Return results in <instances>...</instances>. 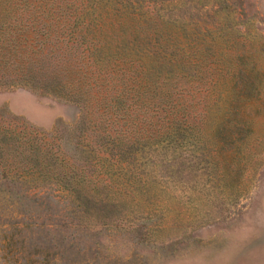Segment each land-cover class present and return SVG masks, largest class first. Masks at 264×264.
<instances>
[{
	"label": "rangeland",
	"instance_id": "rangeland-1",
	"mask_svg": "<svg viewBox=\"0 0 264 264\" xmlns=\"http://www.w3.org/2000/svg\"><path fill=\"white\" fill-rule=\"evenodd\" d=\"M67 2L81 37L65 43L96 60L75 74L79 86L95 95L99 69L159 62L139 56L141 13L114 12L116 0ZM158 3L185 18L161 33L192 66L191 141L174 152L165 140L138 141L132 124L130 145L90 137L78 152L62 148L56 137L76 108L29 83L0 85V264H264V0ZM59 67L37 56L34 79H56ZM134 76L125 80L136 87ZM28 202L59 207L47 217Z\"/></svg>",
	"mask_w": 264,
	"mask_h": 264
},
{
	"label": "trees",
	"instance_id": "trees-1",
	"mask_svg": "<svg viewBox=\"0 0 264 264\" xmlns=\"http://www.w3.org/2000/svg\"><path fill=\"white\" fill-rule=\"evenodd\" d=\"M116 1L111 5L114 12L122 8L126 14L138 12L146 17L143 24L137 23L141 35L136 34L133 38L141 54L139 56H155L159 62H149L140 69L121 62L117 72L111 71L113 73L108 75L99 69L95 83L101 87L94 95L88 88L79 86L81 78L74 76H82L83 71L90 72L87 66L96 60L87 65L83 60L86 54L65 43L66 36L71 37L73 43L81 37L75 26L76 20L81 21L76 7H72L67 0H0V66L3 67L0 70V85L16 82L26 86L29 83L43 88L55 100L76 108L77 118L65 125L56 137L58 146L62 148H74L78 152V146L89 143L90 137L95 142L109 140L116 144H127L130 140L134 143L137 135L130 134L135 131L133 124L142 130L138 141L165 140L177 152V146L191 141L193 136L188 100L190 83L187 82L192 66L187 55L183 57L181 52L169 47L175 46L177 39L171 33L162 36L161 32L162 26L177 24V20L185 18L181 20L175 17L179 5L158 3L161 0ZM147 1L153 3L148 4ZM158 6L167 10L166 16ZM54 15L63 16L65 22H52L51 16ZM71 20L73 23H70ZM181 27L185 29L184 24ZM160 40L164 42L162 48ZM132 50L137 52L135 48ZM125 52L127 50L121 47L111 51V55L121 56ZM37 56L60 63L59 73L54 72L56 79H34L32 68ZM4 73L13 74L14 78ZM129 73L135 75L134 79L139 77L142 80L136 87L131 80H125V75ZM38 82H42V85ZM45 195L51 196L50 193ZM34 196L36 201L38 197ZM27 204L36 211L45 209L47 217L48 212H55L59 207L58 204H55L57 207L47 203Z\"/></svg>",
	"mask_w": 264,
	"mask_h": 264
}]
</instances>
